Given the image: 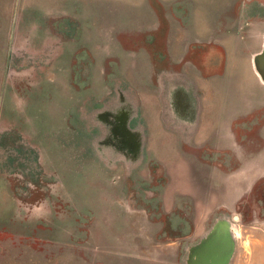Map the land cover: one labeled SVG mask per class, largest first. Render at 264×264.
<instances>
[{"label": "rangeland", "instance_id": "rangeland-1", "mask_svg": "<svg viewBox=\"0 0 264 264\" xmlns=\"http://www.w3.org/2000/svg\"><path fill=\"white\" fill-rule=\"evenodd\" d=\"M263 38L264 0H0V264H218V220L264 264Z\"/></svg>", "mask_w": 264, "mask_h": 264}, {"label": "water", "instance_id": "water-1", "mask_svg": "<svg viewBox=\"0 0 264 264\" xmlns=\"http://www.w3.org/2000/svg\"><path fill=\"white\" fill-rule=\"evenodd\" d=\"M263 59L264 43L262 49L253 57L254 65L259 72L261 79L264 81V68L262 67ZM225 230L226 223L222 220H218L208 234L197 245H195L192 250L198 253H203V261L207 260V256H211L214 260L221 262V260L227 255L230 243ZM220 262H218V264Z\"/></svg>", "mask_w": 264, "mask_h": 264}, {"label": "crops", "instance_id": "crops-1", "mask_svg": "<svg viewBox=\"0 0 264 264\" xmlns=\"http://www.w3.org/2000/svg\"><path fill=\"white\" fill-rule=\"evenodd\" d=\"M230 23V21H229ZM228 23V25L226 24H221L218 25L217 28L214 27L213 24H209V28L206 25H203L202 23H198V26L196 28V30H194L195 32H200L202 35L208 36V38H206V41H218L221 43H227L233 40L237 39V35H238V29L236 28L235 31L232 27H229L230 24ZM234 23V22H232ZM226 25V26H225ZM205 33V34H204ZM188 38L186 37L185 40H187ZM213 39V40H212ZM264 43V38L261 39L260 44L258 46V48L254 49L253 52H256L257 50L260 49V47L263 45Z\"/></svg>", "mask_w": 264, "mask_h": 264}]
</instances>
